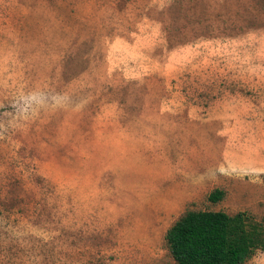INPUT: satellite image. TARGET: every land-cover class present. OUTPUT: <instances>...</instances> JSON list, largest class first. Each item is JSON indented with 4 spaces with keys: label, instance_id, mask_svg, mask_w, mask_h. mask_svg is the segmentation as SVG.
<instances>
[{
    "label": "rangeland",
    "instance_id": "obj_1",
    "mask_svg": "<svg viewBox=\"0 0 264 264\" xmlns=\"http://www.w3.org/2000/svg\"><path fill=\"white\" fill-rule=\"evenodd\" d=\"M259 85L264 0H0V264H174L186 211L264 226V174L217 168Z\"/></svg>",
    "mask_w": 264,
    "mask_h": 264
},
{
    "label": "trees",
    "instance_id": "obj_2",
    "mask_svg": "<svg viewBox=\"0 0 264 264\" xmlns=\"http://www.w3.org/2000/svg\"><path fill=\"white\" fill-rule=\"evenodd\" d=\"M222 197L213 189L207 200ZM164 243L174 264H243L264 253V226L244 212L186 211L166 230Z\"/></svg>",
    "mask_w": 264,
    "mask_h": 264
},
{
    "label": "crops",
    "instance_id": "obj_3",
    "mask_svg": "<svg viewBox=\"0 0 264 264\" xmlns=\"http://www.w3.org/2000/svg\"><path fill=\"white\" fill-rule=\"evenodd\" d=\"M261 89L247 91L254 96L264 98V85H259ZM242 92V93H243ZM251 95L245 99L237 101L234 105V115L229 114L235 119H254L256 122H243L242 127H237L231 131V136L241 135L244 137V143L236 148H225L222 151V162L218 165V171L224 178L235 176H258L264 174V127L261 118L264 117L263 103L254 101ZM249 97L252 99L249 100Z\"/></svg>",
    "mask_w": 264,
    "mask_h": 264
}]
</instances>
